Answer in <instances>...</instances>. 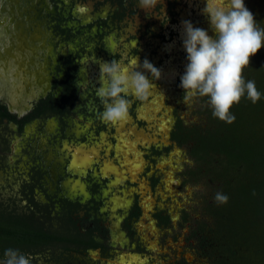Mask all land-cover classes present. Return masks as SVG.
<instances>
[{"label": "rangeland", "instance_id": "374dc122", "mask_svg": "<svg viewBox=\"0 0 264 264\" xmlns=\"http://www.w3.org/2000/svg\"><path fill=\"white\" fill-rule=\"evenodd\" d=\"M100 1L0 0V7L8 14L7 20H2L3 24L8 25L10 31L17 29V38L14 34L13 40L21 41L23 45L22 54L21 51L14 54L20 63L15 62L12 67L20 81L23 105L51 89V82L67 80L72 72L68 65H77L75 98L70 103L73 114L66 117L68 123L64 127L66 138L62 140L60 135L59 118L47 123L39 121L27 127L16 154L24 153V148H30L29 143L32 144L36 155L44 157L52 172L53 181L47 185L48 193L88 206L93 217L109 227L116 248L135 249L138 242L145 251L135 264H177L180 261L210 264L206 257L197 256L187 244V227L178 231L176 226L167 231L177 234V238L163 237L166 232H159L152 223L154 214L165 212L177 224L180 213L185 210L196 220L212 223L208 205L213 200V185L205 171L199 174L191 149L176 147L160 156L153 154L154 149L162 150L168 145L170 129L176 120L182 119L187 126L202 125L205 121L203 112L210 108L206 98L189 97L179 86L187 63L180 35L181 21L191 20L194 26L205 28L209 35H214L202 12L206 0L138 1L137 15L128 17L123 28L105 37L107 52L104 54L95 52L104 31L94 23L109 13L107 7L101 12L93 8ZM245 6L261 26L264 0H245ZM170 7L176 12V24L169 19ZM58 14L65 28L76 34L81 32V35L67 42L61 41L49 25L52 16ZM171 31L179 34L174 33L172 37ZM29 49L33 53L30 54ZM137 57L140 64L147 58L161 70L159 79L154 81L156 88L143 100L128 95L133 111L129 109L127 122L120 125L106 123L100 119L103 105L100 109L102 103L97 95V88L101 86L99 63L113 59L121 62L127 71L136 66ZM28 59L30 63H27ZM60 90L58 88V93ZM17 155L10 161L13 168L18 165ZM68 159L71 165H67ZM133 167L139 169L136 171ZM191 171L197 172L198 176L192 178ZM153 176L159 181L150 190L148 180ZM89 177L98 186L95 191H91L93 184ZM40 198L46 200L43 193ZM135 200L142 206L143 215L135 224L136 239L131 245L133 240L125 238L120 228ZM78 214L82 215L83 209ZM91 259L94 263H104L95 251L91 252Z\"/></svg>", "mask_w": 264, "mask_h": 264}, {"label": "flooded vegetation", "instance_id": "af4514ba", "mask_svg": "<svg viewBox=\"0 0 264 264\" xmlns=\"http://www.w3.org/2000/svg\"><path fill=\"white\" fill-rule=\"evenodd\" d=\"M138 1L146 0H101L93 6L98 12L106 7L109 9L106 18L99 17L94 23L99 30L104 31L100 35L95 52L100 54L107 52L105 37L112 31L123 28L128 17L137 15ZM168 13L170 21L176 24L178 21L173 8H168ZM7 16V11L0 7V48L2 49H0V258L3 257L4 250L11 247L27 254L31 264H135V260L143 257L145 251L138 242L135 249L131 247L116 248L112 243L109 227L101 220L94 218L88 206H82L80 202L65 197L58 198L48 193L47 185L53 181L52 172L44 157L36 155V149L32 144L29 143L30 148H24V153L16 154V147L20 145L27 127L39 121L47 123L55 117L59 118L60 135L62 140L66 138L64 127L68 123L66 117L73 114V106L70 103L75 98L77 65H68L72 72L69 73L67 80L51 82V89L29 99L28 105H23L21 100L23 97L18 85L20 81L18 82L15 76L16 71H12L15 62H18V58L15 59L14 54H19L20 51L22 54L23 45L21 41L13 40L15 36L17 38V29L15 28V34L13 30L12 32L7 28L8 25L3 24L2 20L6 21ZM48 16L51 17V15ZM63 22L58 14L52 16L49 24L52 32L59 36L61 41L67 42L81 35V32L76 34L65 28ZM8 24L11 25L10 19ZM174 33L179 34L176 31H171L172 37H174ZM164 40L166 41V38ZM31 53H33L32 49ZM7 62L9 63L7 64ZM27 63H30L29 59ZM58 88H61L60 93H58ZM102 105H99L100 109ZM130 111L133 110L130 109ZM191 128L192 126H187L182 119L176 120L170 129L168 145L163 146L162 150L154 149L153 154L160 156L165 151L169 153L176 147L188 146L191 149L192 142L183 144L176 138V136L179 138L185 136L186 138ZM15 155H17L18 165L13 168L10 161L14 160ZM22 162L25 163L24 167L21 166ZM70 163L68 159L67 165H71ZM189 174L192 178L198 176L195 171H191ZM70 175L72 176L73 173ZM179 177L181 178V174ZM76 181L74 180V182ZM158 181L156 176L151 177L148 180V188L152 190ZM90 182L93 184L91 191H95L98 187L97 184L91 178ZM184 182L182 180V183ZM210 183L213 185V200H210L208 211L213 224H208L202 219L196 220L192 218L190 212L185 210L180 213L177 224H174L169 214L157 212L152 217L153 227L159 232H166L163 237L171 235L175 238H177V234L172 235L167 231L174 230L176 226L178 231L187 227L189 232L186 235V242L197 256L206 257L210 264H234L231 261V252L233 251L232 254L235 253L238 256L246 252L243 246L237 245L227 253L224 250L226 245L223 246L218 242L214 211L222 204L215 200V194L222 190L220 184ZM59 184H61V180ZM40 193L44 194L46 200L40 198ZM80 209H83L82 215L78 214ZM142 215L143 208L139 201L135 200L120 228L125 238L133 240L131 245L136 239L135 224ZM226 220L229 222L228 219ZM55 234L68 241L55 244L53 242ZM94 251L97 252L101 260H104V263L101 261L94 263L91 259V252ZM177 264L186 263L180 261Z\"/></svg>", "mask_w": 264, "mask_h": 264}, {"label": "clouds", "instance_id": "9594fccd", "mask_svg": "<svg viewBox=\"0 0 264 264\" xmlns=\"http://www.w3.org/2000/svg\"><path fill=\"white\" fill-rule=\"evenodd\" d=\"M202 12L214 35L194 26L191 20L181 21L180 35L187 63L179 86L189 97L206 98L213 117L230 124L236 119L234 105L242 98L256 102L262 95L255 81L244 73L250 58L264 47V27L256 22L245 0H206ZM99 67L101 86L97 95L103 104L100 119L112 125L128 121V95L146 99L161 75V70L147 58L140 64L137 57L136 66L127 71L113 59L101 61ZM228 199L226 193L215 194L218 203H226ZM0 264H31V260L19 249L9 247L4 250Z\"/></svg>", "mask_w": 264, "mask_h": 264}, {"label": "trees", "instance_id": "16d2710c", "mask_svg": "<svg viewBox=\"0 0 264 264\" xmlns=\"http://www.w3.org/2000/svg\"><path fill=\"white\" fill-rule=\"evenodd\" d=\"M244 75L255 81L260 99L242 98L232 108L236 119L230 124L213 117L207 108L204 124H194L186 138H176L183 144L192 142L199 174L205 171L229 197L214 214L216 237L226 245L224 250L229 253L241 245L246 252L238 256L232 251L231 261L264 264V47L250 58ZM53 239L55 244L68 241L57 234Z\"/></svg>", "mask_w": 264, "mask_h": 264}, {"label": "bare ground", "instance_id": "6f19581e", "mask_svg": "<svg viewBox=\"0 0 264 264\" xmlns=\"http://www.w3.org/2000/svg\"><path fill=\"white\" fill-rule=\"evenodd\" d=\"M10 46H11V45H10ZM15 48H16V47H15ZM20 48H21V47H20ZM0 49H1V48H0ZM3 49H4V48H3ZM1 50H2V49H1ZM11 50H12V49H11ZM17 52H18V51H17ZM22 52H23V51H22ZM26 55H27V54H26ZM29 56H30V55H29ZM29 56H28V57H29ZM25 58H26V56H25ZM5 62H6V61H5ZM8 63H9V62H7V64H8ZM4 65H6V64H4ZM27 66H28V65H27ZM31 68H32V67H31ZM42 68H43V67H42ZM29 71H30V70H29ZM42 71H43V70H42ZM35 72H36V71H35ZM26 76H27V75H26ZM31 77H32V76H31ZM34 77H35V76H34ZM37 78H38V77H37ZM1 81H2V80H1ZM27 85H28V84H27ZM31 92H32V91H31ZM22 94H23V93H22ZM24 96H25V95H24ZM25 97H26V96H25ZM20 99H21V98H20ZM18 100H19V99H18ZM21 100H23V99H21ZM123 145H124V144H123ZM119 150H120V149H119ZM136 156H137V155H136ZM85 159H86V158H85ZM86 161H87V160H86ZM132 162H133V161H132ZM135 162H136V161H135ZM83 163H84V162H83ZM128 163H129V162H128ZM130 164H131V163H130ZM133 165H135V164H133ZM133 165H132V166H133ZM111 167H112V166H111ZM76 168H77V166H76ZM133 168H134V167H133ZM115 169H116V168H115ZM134 169H135V168H134ZM138 169H139V168H138ZM138 169H137V170H138ZM78 170H79V169H78ZM130 170H131V169H130ZM135 170H136V169H135ZM137 170H136V171H137ZM134 172H135V171H134ZM116 173H117V172H116ZM117 174H118V173H117ZM121 176H122V175H121ZM116 179H117V178H116ZM122 180H123V179H122ZM120 181H121V180H120ZM81 185H82V184H81ZM80 189H81V188H80ZM84 189H85V188H84ZM75 192H76V191H75ZM115 205H116V203H115ZM125 264H126V263H125Z\"/></svg>", "mask_w": 264, "mask_h": 264}]
</instances>
